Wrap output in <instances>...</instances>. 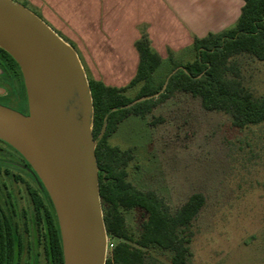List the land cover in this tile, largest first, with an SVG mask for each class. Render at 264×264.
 <instances>
[{
    "label": "rangeland",
    "instance_id": "374dc122",
    "mask_svg": "<svg viewBox=\"0 0 264 264\" xmlns=\"http://www.w3.org/2000/svg\"><path fill=\"white\" fill-rule=\"evenodd\" d=\"M236 59L243 86L255 97L264 96V61L246 55ZM16 85L0 76V104L20 112ZM109 143L132 154L127 180L139 190L154 191L172 211L191 194L204 195L193 221L189 264H264V123L234 127L227 115L206 111L198 98L176 93L144 117L129 116ZM21 159L0 142V209L20 236L18 264H45L30 196L35 184L4 163ZM125 219L138 235L144 214L133 209Z\"/></svg>",
    "mask_w": 264,
    "mask_h": 264
},
{
    "label": "trees",
    "instance_id": "16d2710c",
    "mask_svg": "<svg viewBox=\"0 0 264 264\" xmlns=\"http://www.w3.org/2000/svg\"><path fill=\"white\" fill-rule=\"evenodd\" d=\"M242 1L240 15L233 25L218 33L194 37L183 52L169 50L166 59L153 49L142 30L134 43L137 69L125 86L105 85L86 72L93 102L92 133L96 141L99 195L107 235L115 240L105 264H189L193 221L205 203L203 194L193 193L172 211L154 191L139 190L129 182L126 168L132 159L131 152L109 143L121 122L129 116L144 117L176 93H186L198 98L204 110L227 115L234 127L264 123V96L255 97L243 86L236 59L246 55L264 61V0ZM183 55L190 58L184 61ZM0 69L1 77L16 82L15 94L26 106L20 69L1 48ZM163 70L165 74L160 77ZM164 83L156 97L131 104L136 99L156 95ZM35 189L36 193L30 196L40 227L45 264H64L52 202L46 190L49 205L39 194V188ZM133 209L144 214L138 235L129 230L125 219V213ZM20 248L17 229L12 228L0 209V264H18ZM159 255L167 261H161Z\"/></svg>",
    "mask_w": 264,
    "mask_h": 264
},
{
    "label": "water",
    "instance_id": "95a60500",
    "mask_svg": "<svg viewBox=\"0 0 264 264\" xmlns=\"http://www.w3.org/2000/svg\"><path fill=\"white\" fill-rule=\"evenodd\" d=\"M0 48L20 69L28 107L22 114L0 104V140L27 161L46 190L64 264H105L93 102L81 61L68 42L14 0H0Z\"/></svg>",
    "mask_w": 264,
    "mask_h": 264
},
{
    "label": "crops",
    "instance_id": "0c3cea01",
    "mask_svg": "<svg viewBox=\"0 0 264 264\" xmlns=\"http://www.w3.org/2000/svg\"><path fill=\"white\" fill-rule=\"evenodd\" d=\"M16 1V0H15ZM71 43L84 70L105 85L134 77V43L144 30L162 59L183 52L194 37L233 25L242 0H18Z\"/></svg>",
    "mask_w": 264,
    "mask_h": 264
},
{
    "label": "flooded vegetation",
    "instance_id": "af4514ba",
    "mask_svg": "<svg viewBox=\"0 0 264 264\" xmlns=\"http://www.w3.org/2000/svg\"><path fill=\"white\" fill-rule=\"evenodd\" d=\"M18 82L20 83V81H18ZM19 104L22 106L20 112L22 114H27L28 113L27 101H26V106H25V104L23 102H21V103L19 102ZM0 142L6 144L7 146H9L7 143H5V142H3L1 140H0ZM9 147H11V146H9ZM4 163L9 164V166H12L14 168H18V169L22 170L28 176V178H30V180L35 184V187L39 188V194L42 195V197L44 199V202L47 205H49L48 200L46 198L45 189H44L43 185L41 184L39 178L37 177L35 172L32 170L30 165L27 163V161L23 157H22L20 162H13V161H9V160H4Z\"/></svg>",
    "mask_w": 264,
    "mask_h": 264
},
{
    "label": "built area",
    "instance_id": "2783aa9c",
    "mask_svg": "<svg viewBox=\"0 0 264 264\" xmlns=\"http://www.w3.org/2000/svg\"><path fill=\"white\" fill-rule=\"evenodd\" d=\"M113 244L107 240V256L109 255L110 249L112 248Z\"/></svg>",
    "mask_w": 264,
    "mask_h": 264
}]
</instances>
